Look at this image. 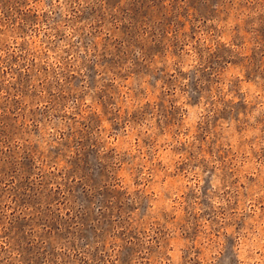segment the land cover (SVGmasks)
I'll list each match as a JSON object with an SVG mask.
<instances>
[{"label": "rangeland", "instance_id": "374dc122", "mask_svg": "<svg viewBox=\"0 0 264 264\" xmlns=\"http://www.w3.org/2000/svg\"><path fill=\"white\" fill-rule=\"evenodd\" d=\"M0 264H264V0H0Z\"/></svg>", "mask_w": 264, "mask_h": 264}]
</instances>
